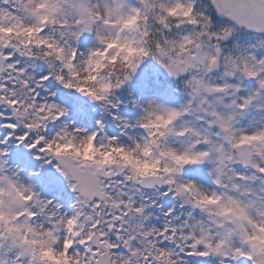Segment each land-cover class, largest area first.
Listing matches in <instances>:
<instances>
[{
    "label": "snow or ice",
    "instance_id": "6c2138e0",
    "mask_svg": "<svg viewBox=\"0 0 264 264\" xmlns=\"http://www.w3.org/2000/svg\"><path fill=\"white\" fill-rule=\"evenodd\" d=\"M0 264H264V0H0Z\"/></svg>",
    "mask_w": 264,
    "mask_h": 264
}]
</instances>
